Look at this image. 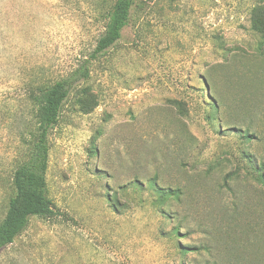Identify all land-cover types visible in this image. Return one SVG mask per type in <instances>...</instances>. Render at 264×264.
<instances>
[{"label":"rangeland","instance_id":"obj_1","mask_svg":"<svg viewBox=\"0 0 264 264\" xmlns=\"http://www.w3.org/2000/svg\"><path fill=\"white\" fill-rule=\"evenodd\" d=\"M115 1L0 0V221L38 91L89 58ZM263 30L264 0H138L49 135L52 216L0 264H264Z\"/></svg>","mask_w":264,"mask_h":264},{"label":"trees","instance_id":"obj_2","mask_svg":"<svg viewBox=\"0 0 264 264\" xmlns=\"http://www.w3.org/2000/svg\"><path fill=\"white\" fill-rule=\"evenodd\" d=\"M138 0H116L111 8L104 33L98 38L93 52L77 69L53 86L38 91L37 127L31 135L28 153L25 159L17 164L11 179L13 197L9 201L4 218L0 221V251L11 245L23 233L31 219L48 218L53 212L46 198V172L48 168L49 135L58 125L62 108L73 90L88 80L90 64L107 54L120 40L122 31L129 23L131 12ZM257 50L264 49V30ZM257 172H259L257 170ZM264 186V176L259 175ZM150 187L166 199H178L177 191Z\"/></svg>","mask_w":264,"mask_h":264}]
</instances>
